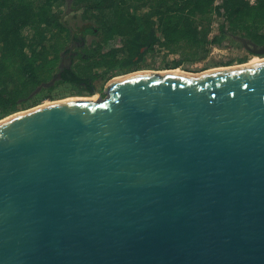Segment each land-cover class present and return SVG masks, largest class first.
Instances as JSON below:
<instances>
[{
  "label": "water",
  "instance_id": "95a60500",
  "mask_svg": "<svg viewBox=\"0 0 264 264\" xmlns=\"http://www.w3.org/2000/svg\"><path fill=\"white\" fill-rule=\"evenodd\" d=\"M104 92L0 118V264H264V58Z\"/></svg>",
  "mask_w": 264,
  "mask_h": 264
},
{
  "label": "trees",
  "instance_id": "16d2710c",
  "mask_svg": "<svg viewBox=\"0 0 264 264\" xmlns=\"http://www.w3.org/2000/svg\"><path fill=\"white\" fill-rule=\"evenodd\" d=\"M67 2L0 0V118L37 105L60 84L70 85L77 94H91L95 83L110 78L111 71L137 69L147 56L162 58L157 67L186 63L196 68L213 45L242 47L233 35L264 45V0ZM63 6L74 11L73 38L83 42L75 48L71 66L60 70V50L72 40ZM57 72L60 77L53 84L29 95Z\"/></svg>",
  "mask_w": 264,
  "mask_h": 264
},
{
  "label": "rangeland",
  "instance_id": "374dc122",
  "mask_svg": "<svg viewBox=\"0 0 264 264\" xmlns=\"http://www.w3.org/2000/svg\"><path fill=\"white\" fill-rule=\"evenodd\" d=\"M63 8H64V12H66L65 15L63 14L64 15L63 17L66 18V23L70 26L73 25V23L76 20V17H74V11H71L66 6H63ZM217 25H218V21H215L213 24L214 33L217 32ZM86 40L87 42H89L91 40V36H88ZM71 45H72L71 41H68L61 48L60 52L64 51L65 48H68ZM255 56L264 57V53H254L246 49L244 46L240 47V46H231V45H222V46L213 45L210 49L208 56L204 60H202L200 64L197 65L196 68L188 67L189 65L186 63H182L176 68L180 70L188 71V72H199V71L212 68V67H216V66H224V64L219 63V61L221 60L226 61L228 59H232V62L229 65H235V64L248 62L251 58ZM172 57L173 55L168 56L169 60ZM161 60L162 58L160 57L159 59H156V58L147 56L145 60V65L144 64L140 65L137 69H134V70H143V69L164 70V69H167L166 67H163V65L157 67V64H163ZM204 65H205V68L203 67ZM134 70L121 71V72L111 71L109 75L111 76L110 78H112L113 76L122 75L128 72L134 71ZM110 78L106 77L105 79L98 80L95 83V90L91 94L90 93L77 94L72 91V88L70 85L60 84L49 92V95H48L49 97L42 99L38 104L47 102L50 100L63 99V98L72 97V96L73 97H81V96L90 97L94 95L96 98L104 97L105 96L104 88H105L107 81Z\"/></svg>",
  "mask_w": 264,
  "mask_h": 264
},
{
  "label": "flooded vegetation",
  "instance_id": "af4514ba",
  "mask_svg": "<svg viewBox=\"0 0 264 264\" xmlns=\"http://www.w3.org/2000/svg\"><path fill=\"white\" fill-rule=\"evenodd\" d=\"M67 1L68 2H71V0H67ZM68 9H70V6H68ZM67 25L68 24H66V26ZM67 27L68 28L70 27L71 29H73L72 26H70V25H68ZM78 37L80 38L81 36L78 35ZM82 42H83V40L80 41L78 39L72 38V40H71L72 45L69 46L68 48H65L64 51H61L60 52V60L58 62V68L60 70H62L63 68H69L71 66L73 57H75L76 56V53H77L76 50H75V48L78 45L82 44ZM67 66H69V67H67Z\"/></svg>",
  "mask_w": 264,
  "mask_h": 264
},
{
  "label": "bare ground",
  "instance_id": "6f19581e",
  "mask_svg": "<svg viewBox=\"0 0 264 264\" xmlns=\"http://www.w3.org/2000/svg\"><path fill=\"white\" fill-rule=\"evenodd\" d=\"M262 58H264V57H259V56L257 57V56H255V57L251 58L248 62H255V61L260 60ZM70 98H75V97L72 96V97H67L65 99H70ZM84 98H86V97H84ZM88 98L95 99L96 97L93 95V96H90Z\"/></svg>",
  "mask_w": 264,
  "mask_h": 264
}]
</instances>
